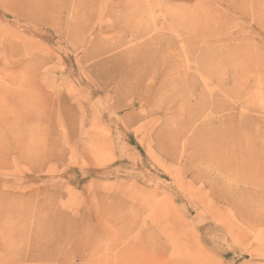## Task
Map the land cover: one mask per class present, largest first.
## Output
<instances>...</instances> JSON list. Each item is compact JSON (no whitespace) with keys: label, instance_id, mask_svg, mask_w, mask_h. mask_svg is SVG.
I'll list each match as a JSON object with an SVG mask.
<instances>
[{"label":"rangeland","instance_id":"1","mask_svg":"<svg viewBox=\"0 0 264 264\" xmlns=\"http://www.w3.org/2000/svg\"><path fill=\"white\" fill-rule=\"evenodd\" d=\"M237 1L0 0V90L26 114L0 152V264H264V217L194 177L225 181L208 157L186 167L196 128L228 116L264 156V0ZM163 129L181 133L165 151Z\"/></svg>","mask_w":264,"mask_h":264},{"label":"bare ground","instance_id":"2","mask_svg":"<svg viewBox=\"0 0 264 264\" xmlns=\"http://www.w3.org/2000/svg\"><path fill=\"white\" fill-rule=\"evenodd\" d=\"M14 1L17 5L22 6L21 8L23 11H27L28 13L31 12V14L50 12L59 2V0ZM225 1L232 9H237V0ZM240 1L244 2V0ZM251 1L254 7L260 2V0ZM233 54L234 52L229 53L231 56ZM260 65L264 66V63H261ZM245 71L246 68H243V72ZM115 73H117V71L112 73L113 77H116ZM202 100V106L198 107L199 109L201 107L206 108V106H203L206 105V101L204 98ZM20 102L21 100L17 95H9V92L2 89L0 90V152L2 154H7L9 152V147L12 145V142H9V140L14 139V137L17 138L20 135L23 124L25 123L24 118L26 114L21 108ZM214 109L215 111L219 110L218 108ZM29 116L32 118L31 115ZM198 117L199 115L197 114L193 115L189 124L191 125L193 122L197 121ZM243 118L239 117L236 119L235 116H228L226 123L222 127H216L214 123L206 122L205 127H208L210 130L201 128L203 125L197 127L194 134L195 138L193 137V139L187 143L188 153H186L188 154L187 158L189 159V162L187 161L186 167H188V169H197L196 164L203 161L204 156L208 157L206 162L210 166L215 167L225 181L221 183L218 179L206 178L205 175L200 172L194 177H196V179H204L208 181V183L211 182L213 195L218 196L222 202L234 209L236 215L241 220L246 218L251 210H255L257 212L256 215H258L257 217L261 220L264 217V198L257 200L255 206L249 205V203L246 202L249 198L248 193L244 190H234L231 188L230 184L233 180H236L235 184H237L238 187L250 186L253 188L261 185L264 186V156H260V153L255 152L245 145V143H247L248 135L245 132ZM166 130L167 129H165L164 132H160L157 137L162 149H164V146L166 145L165 140L167 136L170 137V134H173V132L169 133ZM177 132L178 134L176 135ZM177 132L174 137L171 136L174 138L172 146H177V143L180 141L181 133L180 131ZM230 180L232 181L230 182ZM219 185L221 188L218 187V189L217 186ZM225 192L228 195L225 196ZM44 228H46V232L53 234L52 232H54V230L61 229V223L60 221L52 220L47 223ZM46 240L47 239H44L45 242ZM40 241L41 242L39 243L41 244L42 240Z\"/></svg>","mask_w":264,"mask_h":264}]
</instances>
